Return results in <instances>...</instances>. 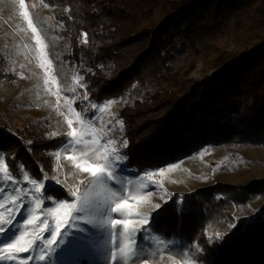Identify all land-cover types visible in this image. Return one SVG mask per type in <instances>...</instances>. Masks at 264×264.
<instances>
[{"label":"trees","instance_id":"1","mask_svg":"<svg viewBox=\"0 0 264 264\" xmlns=\"http://www.w3.org/2000/svg\"><path fill=\"white\" fill-rule=\"evenodd\" d=\"M41 1L62 10V35L70 42V59L86 95L77 102L83 115L91 119L94 106L133 98L117 110L132 171L156 169L208 143H264V33L239 52L217 50L209 61L212 74L201 80L169 65L179 46L198 53V47L222 35L238 0ZM240 26L237 14L235 30ZM6 66L0 57V81ZM8 128L0 113V148L9 174L20 179L23 170L42 181L54 170L51 152L65 138H51L46 124L28 125L15 134ZM50 191L67 199L62 190ZM253 196L264 199V179L217 183L180 199L174 196L151 217L159 211L155 231L184 242L202 264H264V204L246 216H232ZM218 233L222 240L216 239Z\"/></svg>","mask_w":264,"mask_h":264},{"label":"rangeland","instance_id":"2","mask_svg":"<svg viewBox=\"0 0 264 264\" xmlns=\"http://www.w3.org/2000/svg\"><path fill=\"white\" fill-rule=\"evenodd\" d=\"M262 2L264 0H238L237 9L225 22L223 34L208 40L206 46L198 47V53L192 52L187 46H179L169 63L171 68L181 72L188 70L189 79L201 80L210 76L212 67L209 61L215 57L217 50L239 52L255 42L257 34L264 33ZM19 3L20 0H0V57L7 62L6 77L0 81V113L4 114V119L9 125L7 133L15 134V130L28 125L46 124L51 138L62 136L66 142L70 139L69 131L75 130L78 137L85 131L86 124L80 122L84 120L93 124L97 134L102 137V142L104 138L114 136L119 147V141L124 138L120 125L116 123L120 120L117 110L125 102L131 103L133 98L105 101L94 107L96 116L94 121L86 118L82 108L77 104L78 101L86 98L85 91L80 82L78 68L70 59V42L62 35L63 25L58 19L62 10L51 8L41 0H24V9H20ZM25 11L28 13L27 19L22 15ZM237 14L240 15L241 21L239 31L235 30ZM112 101L115 103H111ZM99 107L105 108L103 114L98 112ZM69 121H72L71 128ZM105 128L112 131L104 132ZM82 139L89 142V148L93 146L91 135H84ZM63 146L51 152L54 170L51 174H45L44 179L40 181L45 183L49 195H55L61 202L83 201L89 209L104 204L111 198V192L116 190L115 186L93 183L90 173L75 167L77 162L83 163V161L66 158L69 156L78 158L80 152H65ZM4 166L5 163L0 164V178L4 176ZM155 170L159 172L155 175H146ZM24 173L21 170L20 179L16 180L21 187L27 188L31 186L32 179L25 181ZM126 176L135 177L132 182V194L129 196L131 207L125 210L126 213L134 220L136 214L151 217L157 210L155 204L166 203L163 199L165 194L170 197L169 200L174 196H179L180 199L183 194L192 193L207 185L217 183L244 185L251 181L263 180L264 143L221 145L208 143L189 155L177 158L173 162H166L156 169L139 172L131 170ZM141 179L145 185H149L148 188L140 187ZM57 180H60L59 184L56 183ZM0 184H3L5 193L10 190V180L4 182L0 179ZM51 189L64 191L67 199L57 196L55 192L50 191ZM71 192H76V197H73ZM255 197L246 206H236L232 210V216L238 219L246 216L249 211L256 212L264 204V199L260 196ZM12 205L11 198H8L6 203H0V213L3 214L0 218L7 217L6 210ZM23 210L21 208L20 212L22 213ZM63 211L61 210V216ZM17 219L24 217L18 214ZM48 219L52 221L53 218L48 217ZM26 227L29 231L25 235V240L35 239L39 242L37 238L41 235L40 231H32L36 226L26 225ZM117 227L121 232L123 231L122 225ZM131 227L147 226L133 223ZM43 235L49 238L47 232ZM208 235L210 236L209 232ZM152 236L155 239L144 246L143 255L147 259L139 261L138 264H191L189 258L195 259L184 242L168 240L156 231ZM157 241L162 243L158 244ZM120 244L121 247L124 246L122 238ZM97 246L99 249L105 247L102 237L98 238ZM15 255L26 257L29 253L21 252ZM98 260L99 264H103L102 254L98 253ZM2 264H19V261L5 260ZM26 264H32V261L29 260ZM108 264H113L110 257Z\"/></svg>","mask_w":264,"mask_h":264},{"label":"snow or ice","instance_id":"3","mask_svg":"<svg viewBox=\"0 0 264 264\" xmlns=\"http://www.w3.org/2000/svg\"><path fill=\"white\" fill-rule=\"evenodd\" d=\"M20 9L25 8L24 0H20ZM22 15L27 19V11ZM31 27V21H29ZM35 32V29H33ZM67 103V101H66ZM111 103H115L112 101ZM95 107V106H94ZM71 110V106L69 105ZM98 112L103 114L104 107H99ZM93 115L91 120H95ZM86 124L85 131L78 137L75 130L69 131L70 139L65 142L63 151H78L79 157L69 156L68 159H77L83 163L77 162L75 167L83 172L90 173L93 177V183L115 186L116 190L111 192V198L102 205H97L89 209L83 201L79 203L61 202L55 195H49V190L45 183L31 180L30 187H21L19 182L9 174V168L3 167L4 182L11 181L10 190L5 193L3 184H0V203H6L8 198L13 200V205L7 209V217L0 218V264L3 261L17 260L19 264H26L32 261V264H99L98 253L103 256V264H108L109 257L113 264H138L139 261L146 260L143 255L144 246L149 244L150 240L155 238L152 233L155 231V224L159 215L148 217L136 214L135 220L126 209L131 207L129 196L132 194V182L135 177H127L126 173L131 171L127 167V153L122 149L128 147L127 138L119 141L114 136L103 139L97 134L93 124L80 120ZM69 128L72 127V121H69ZM123 130V121H116ZM104 132H111L112 129H103ZM84 135L92 136V147L89 148V142L83 140ZM31 143V142H29ZM79 146V147H78ZM31 151V149H28ZM59 155V153H58ZM6 153L0 148V164L4 163ZM102 161V163H99ZM95 165V166H93ZM23 169V165H20ZM159 170L152 171L146 175H155ZM139 175V174H138ZM24 179H29L27 172L24 173ZM46 179V178H45ZM56 183H60L57 180ZM141 188H148L141 179ZM76 197V192L70 193ZM253 199L256 197L253 196ZM165 202L170 197L165 194ZM50 203H47L49 202ZM26 205V206H25ZM163 206L155 204V209L160 210ZM23 208V212L20 209ZM61 210L63 214L61 216ZM182 209H178V212ZM22 215L24 219H17V215ZM86 215L88 218H86ZM3 214L0 213V217ZM129 218H125V217ZM52 217V221L48 219ZM133 223L146 225L147 227L133 228ZM54 224V226H53ZM26 225H35L33 232L39 230L41 235L35 239L25 240V235L29 231ZM122 225L123 231L117 227ZM237 227L236 224L230 225V228ZM47 232L46 238L43 233ZM166 235V234H165ZM103 238L105 247L99 249L97 246L98 238ZM124 241L121 247L120 239ZM216 239L222 240L223 236L219 233ZM162 243V241H157ZM119 250V251H117ZM197 245V251H200ZM27 252L26 257L15 255L16 253ZM122 254V255H121ZM187 255V254H185ZM191 264H198L194 258H189ZM203 260V257L200 258Z\"/></svg>","mask_w":264,"mask_h":264}]
</instances>
